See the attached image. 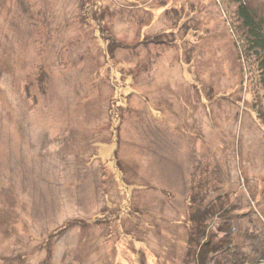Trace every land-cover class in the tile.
Instances as JSON below:
<instances>
[{"label": "rangeland", "instance_id": "obj_1", "mask_svg": "<svg viewBox=\"0 0 264 264\" xmlns=\"http://www.w3.org/2000/svg\"><path fill=\"white\" fill-rule=\"evenodd\" d=\"M240 3L0 0V264H264Z\"/></svg>", "mask_w": 264, "mask_h": 264}, {"label": "trees", "instance_id": "obj_2", "mask_svg": "<svg viewBox=\"0 0 264 264\" xmlns=\"http://www.w3.org/2000/svg\"><path fill=\"white\" fill-rule=\"evenodd\" d=\"M238 10H239L240 16L244 18V21L246 23V27H247V30L249 32V35H247V37L250 39V41H252V46L263 50L262 52L264 53V29L262 28L261 23L255 18V15H253L251 10L249 11L246 4L240 3ZM260 76H261V82H262L263 88H264V57L261 59V74H260ZM72 226H73V224H72ZM210 251L211 250L203 248V246L200 245V248L198 249L197 256L201 257V259H202L201 264L204 263L205 257L207 255V253H209ZM212 255L215 256V254H212Z\"/></svg>", "mask_w": 264, "mask_h": 264}]
</instances>
